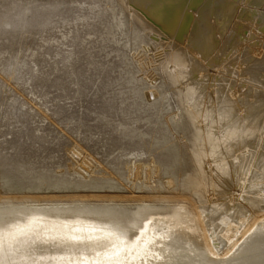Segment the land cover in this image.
<instances>
[{"label":"rangeland","instance_id":"obj_1","mask_svg":"<svg viewBox=\"0 0 264 264\" xmlns=\"http://www.w3.org/2000/svg\"><path fill=\"white\" fill-rule=\"evenodd\" d=\"M227 1L232 13L226 27L237 23L227 35L230 40L223 49L217 35L211 50L203 52L211 68L188 81L190 77H173L165 68L170 43H182L188 31L167 37L139 10L151 32L143 31L127 0H0V239L2 228L28 222V233L21 235L25 238H12L5 246L3 252L14 259L9 264H109L124 250L120 241L98 249L95 257L87 248L94 233L114 228L106 220L121 221L136 240L153 217L176 210L192 217L186 231L204 243L188 198L191 191L181 189L191 186L200 158L213 148L206 136L200 137L185 105L191 89L198 81L207 93L238 86L248 100L264 102V63L236 48L247 38L245 44H256L257 34L263 33L254 16L247 22L255 28L238 24L255 12L256 0ZM187 9L184 15L193 22L197 9ZM216 23L218 17L205 12L198 31ZM215 58L223 59L224 69L213 65ZM240 65L246 70H239ZM263 110L264 103L260 119ZM259 134L250 136L255 159ZM61 215L84 217L87 225L52 232L43 228ZM162 220L149 237L172 229ZM217 222L226 227L230 217L222 214ZM249 228L264 233V217ZM247 236L232 247L228 260ZM205 252L210 254L206 247ZM0 264L8 263L0 257Z\"/></svg>","mask_w":264,"mask_h":264},{"label":"bare ground","instance_id":"obj_2","mask_svg":"<svg viewBox=\"0 0 264 264\" xmlns=\"http://www.w3.org/2000/svg\"><path fill=\"white\" fill-rule=\"evenodd\" d=\"M127 1L130 4L131 17L134 23L139 21L143 31L145 29L149 31V24L147 25L146 20L142 19L143 17L139 14L140 11L144 13V17L150 20L149 22L157 24L167 37L174 35L179 30L188 31V37L186 36L182 43L175 42V44L174 41L170 43L171 51H168L167 59L165 58V68L169 75L176 78H180L181 75L180 79L190 77L187 79L188 81L197 77L196 74L201 70L211 68L205 62L203 52L212 47L213 41L219 40L220 42L221 39L222 42L220 43L223 48L226 45L225 41L230 40V38L228 39L230 31L237 24H233L230 28L226 27V22L232 13V3L227 0L206 2L204 0ZM254 5L256 7L255 12L250 13L249 16H242L240 18L242 21L238 24L241 29L246 30L247 28H255L256 24L261 25L263 33L257 34L256 44H245L249 39L247 38L245 42L237 43L236 48L239 49V52H242L243 48L247 49V52L249 51L248 56H251L255 61H260L259 64H263L264 0H256ZM187 7L197 9L194 14L196 17L192 19L193 22L184 15V10ZM205 12L215 14L218 17V23L212 24L211 28L207 26L208 28L204 32H200L197 23ZM252 16L254 19L250 18ZM252 19L256 22L254 26L251 22H247ZM217 35H219L218 40ZM156 42L155 44L158 45L159 43ZM168 44L169 41L160 45L163 47V45L167 46ZM221 62L223 59L220 61L219 58H215L213 65H222V69H224L226 63ZM246 66L248 70H251L247 63ZM246 66L243 68L240 65L239 70H246ZM205 76L202 77L201 75L200 77L205 78ZM190 93L191 96L185 105L194 115L196 127L201 131L200 137L206 136L209 145H213L212 150L207 151L200 158L198 177L191 182L190 187H181L183 190L191 191V196L188 198L196 211L204 243H202L199 235H192L186 231V226H192L193 223L192 217L187 212L182 213L176 210L172 215L153 217L136 240L130 237L125 224L110 218L105 222L115 223L111 226L114 228H106L97 231L93 236L91 235L92 242L87 245L89 250L92 249L89 252L91 257H95L100 252L98 249L111 248L120 241L124 250L118 257L109 259V264H264V233L249 232V226L253 221L259 216L264 217V209H262V204H264V119H260L261 112L259 111L264 102L258 103L260 99L259 101L257 99L258 102L252 101L251 98L248 100V97L241 91V87L238 86H232L226 92L225 89L215 88L211 93H207L199 81L193 85ZM255 131H260L259 135L262 137L260 142L262 145L259 144L260 149L257 151L256 159L252 152L253 146L256 145H252L250 139V136L256 133ZM252 168H261V170L258 173H253ZM56 212L62 213V210L58 209ZM222 214L230 217V223L226 227L217 222L218 217ZM61 216V218L58 217L45 222L43 228L52 232L61 229L67 230L69 226L72 227L77 223L80 227L87 225L84 217L69 220L63 215ZM162 219L171 223L172 229L163 230L154 238L149 237L150 231L158 226L163 221ZM2 230L4 234L3 239H0V257H4L9 264L14 259L7 257V253L3 252L6 251L5 246L12 243V238L18 240L25 238L21 235L28 233L26 232L28 222H16V224H11ZM245 234L248 235L247 241L242 243L236 257L228 260L230 250ZM110 237L112 238L109 239ZM51 238L55 239L56 237ZM82 247L84 246L82 245ZM205 247L210 251V254L205 252ZM151 257L159 258V260L150 262L148 258ZM142 258H146V260L143 261ZM124 260L125 263L119 262ZM218 260L219 263H217Z\"/></svg>","mask_w":264,"mask_h":264}]
</instances>
